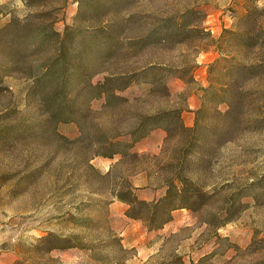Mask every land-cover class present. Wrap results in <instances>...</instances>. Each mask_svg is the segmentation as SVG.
<instances>
[{"label": "rangeland", "instance_id": "obj_1", "mask_svg": "<svg viewBox=\"0 0 264 264\" xmlns=\"http://www.w3.org/2000/svg\"><path fill=\"white\" fill-rule=\"evenodd\" d=\"M243 1L84 0L81 10L78 0H0V126L14 128L0 138V264H198L204 253L205 264L264 259V248L250 246L255 233L264 236V189L259 199L242 197L248 204L238 214L225 212L233 195L264 175V74L243 83L252 93L237 101L231 125L224 126L229 121L219 112L227 104L212 106L203 123L223 126L224 132L200 152L184 159L186 134L167 139L158 129L135 145L136 158L96 153L100 139L129 131L140 114L181 108L186 124L193 116L190 106L203 102V88L223 80L219 71L227 62L210 69L217 59L264 61L263 44L245 49L217 41L224 29H237ZM257 4L264 8V0ZM189 10L195 11L193 22L168 36L167 21L178 24ZM66 26L121 34L118 47L103 38L75 43L93 81L150 65L184 68L188 74L168 76L167 90L132 85L121 92L128 97L121 104H106L104 97L70 103L79 123L61 121L62 110L59 114L54 104L43 103L54 88L34 86L60 42L46 37L44 29L62 35ZM155 29L160 30L155 34ZM141 38L144 42H137ZM180 167L209 193L202 207L176 210L168 227L155 232L126 216L127 204L117 199L116 190L129 180L145 188L141 198L152 200ZM49 232L78 236L83 246L48 252L40 240ZM215 246L220 252L209 254Z\"/></svg>", "mask_w": 264, "mask_h": 264}, {"label": "trees", "instance_id": "obj_2", "mask_svg": "<svg viewBox=\"0 0 264 264\" xmlns=\"http://www.w3.org/2000/svg\"><path fill=\"white\" fill-rule=\"evenodd\" d=\"M78 1L82 10L84 0ZM257 2L258 0H244V12L237 17V29H224L217 41L239 45L245 49L264 45V24L260 22V19L264 17V8L259 7ZM88 4L90 5L91 2ZM91 5L96 11L100 8L99 2H94ZM194 14V10L183 13L178 24L175 23V19H169L166 23L167 26L163 27L170 30L168 36L182 33L193 22L191 17ZM160 29H155L153 32L156 34ZM192 29L189 30L192 31ZM197 29L195 28L194 31H197ZM44 32L46 37L60 38V42L57 55L46 65L41 75L36 78L34 88L41 87V89L45 90L49 87L54 88L51 94L49 93L43 98V103L46 105L51 104V106L54 104L59 114L62 110L61 116L63 117L60 120L64 122L75 121L79 123V120L72 114L70 103L76 104L80 102L79 104H85L91 99L104 97L106 104H111L115 100L121 104L128 100V97L122 95L121 92L129 89L132 85H148L149 91L158 87H163L167 90L168 76L177 75L178 78H185L188 74L184 68L169 69L150 65L139 71L107 74L102 79L93 81L91 74H88L86 69L82 67V62L80 61L83 50L75 48V43H78V40L83 38L87 39V37L103 38L106 45L114 44V46L118 47L121 41V34L114 36L103 29L87 31L79 30L72 26H66L62 35L49 27L45 28ZM148 37L150 38L151 36L148 35ZM141 39H138L137 42H144V39ZM71 59L74 60L73 64L70 63ZM220 62H227L225 67L219 71L223 80L219 83L211 82L210 85L203 88V102L195 111V120L192 126L185 124L181 108L154 114H140L136 125L129 131L120 133L117 136H106L100 139L96 153L105 157H114L117 154H122L136 158L139 155L134 150L135 145L158 129L166 132L167 139L177 134H186L187 144L183 148L184 159L197 151L200 152L206 142L219 133L224 132L223 126L203 123L212 106L218 108L222 104H227V109L219 112L225 120L229 121L224 126L231 125L233 118H235L234 110L237 101L240 100V97L244 98L247 97V94L252 93L243 90V83L255 76L264 74V61L260 63H245L229 59L228 57L219 58L213 64L211 63V71L214 67L216 69ZM161 70L166 73L160 72ZM260 121L263 120L260 119ZM13 129L8 125L0 126V138L3 139L5 136H9L8 134ZM184 159L179 163L180 165H183ZM181 169L182 167L178 169L176 174L166 179L164 191L152 200L139 196V192L145 188H137L129 180L126 181L125 185L114 193L118 200L127 204L126 216L131 219L141 220L148 230L154 231L163 228L167 223L171 222L176 210L181 208L198 210L202 207L209 199V193L195 180L183 174ZM260 189H264V175L233 195L234 201L226 209V214L234 216L248 204L241 201L242 197L249 196L253 199H259ZM236 203L239 205L236 206ZM93 206L99 207L96 204ZM96 211L99 210L97 209ZM231 215L226 220H231ZM40 241L48 252L55 249L68 250L83 246V242L78 236H63L55 232H49ZM250 246L252 251L263 249L264 236H260L258 232L255 233ZM250 264H264V259Z\"/></svg>", "mask_w": 264, "mask_h": 264}, {"label": "crops", "instance_id": "obj_3", "mask_svg": "<svg viewBox=\"0 0 264 264\" xmlns=\"http://www.w3.org/2000/svg\"><path fill=\"white\" fill-rule=\"evenodd\" d=\"M195 107H193V105L192 106H190V108H193L192 110V112H191V114L193 115L192 117H189V121L188 122H186V125L187 126H192L193 124H194V120H195V111L199 108V106H200V104L199 103H195V105H194ZM191 118V119H190ZM161 130V129H160ZM162 131H164V130H162ZM165 132V131H164ZM173 221V220H172ZM171 221V222H172ZM171 222H169V223H171ZM169 223H167L163 228H161V229H159V231L161 230L162 231V229L163 230H165L167 227H168V224ZM149 231V230H148ZM150 232V231H149ZM153 232H155V231H153ZM131 244V243H130ZM216 247V249L214 250L213 249V251H209V254H212V255H214V254H216V253H218V252H220L219 251V247L218 246H215ZM193 251V250H192ZM195 251H193V252H191V251H188V256H190V254H193ZM207 254L208 253H204V254H202V255H200V256H198V259L196 260V262L198 263V264H205L206 262H208V260H206L207 259ZM132 264H134V263H132ZM207 264H210V263H207Z\"/></svg>", "mask_w": 264, "mask_h": 264}]
</instances>
